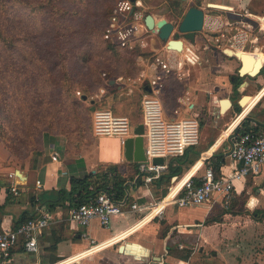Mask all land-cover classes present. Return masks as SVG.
Instances as JSON below:
<instances>
[{
  "label": "crops",
  "instance_id": "1",
  "mask_svg": "<svg viewBox=\"0 0 264 264\" xmlns=\"http://www.w3.org/2000/svg\"><path fill=\"white\" fill-rule=\"evenodd\" d=\"M207 4L219 5L224 9L211 8L210 12ZM198 8L204 11L205 22L203 31L196 34L195 44L182 41L183 50L180 53L166 51L164 48L163 62L171 67V73L175 72L181 78L179 91L175 94L171 90L168 85L170 80L164 79L167 75L163 71L158 72L164 79L159 82V87H150L149 82L156 77L152 64L150 79L145 83L147 93L154 91L161 101L166 119L194 117L203 120L200 143L187 154L191 166L186 163L183 171L189 166L188 171L185 170L181 178L173 177L170 183L174 179L182 184L192 176L196 180L215 153L223 155L224 164L220 174L230 177L232 169L239 165L227 156L229 142L228 139L224 142L223 136L233 130L247 114L252 120L264 125V94L251 107L246 109L242 105L264 87V75L259 74L264 66V42H258V35L264 37V0H202ZM225 48L256 55L250 73L261 64L256 74L240 77L241 82L243 78L246 80L237 88L233 83L241 62L238 58L225 56L222 53ZM190 54H195L197 59L192 60ZM115 84L114 81L112 85ZM244 96L247 98L240 100ZM234 98L239 99L233 101ZM223 100L229 102V108L223 103L221 109ZM237 108L240 111L236 114ZM229 111L236 116L224 134L220 135L216 129L217 123L210 120V115H222ZM130 118L136 119L133 112ZM210 133L215 137L212 144L207 141ZM100 138L107 143L108 150L98 149L92 158L83 154L75 157L66 154L65 137L44 134L41 141L42 154L37 156L30 152L24 162L17 159L0 138V233L14 230L24 217L47 214L44 209L46 203L59 200L58 192L67 188L70 177H82L100 164L124 163L122 147L118 141L114 138ZM53 155L56 161H52ZM11 173L13 177L9 178ZM186 176L187 179L183 180ZM16 180H21L18 185L19 194L13 196L9 187ZM36 181L40 182V188L35 186ZM233 184L232 205L239 203L242 210L224 214L221 222L210 224L204 221L216 216L209 205L184 208L169 205L162 208L159 201L164 198L163 187L151 184L140 186L130 193L129 203L149 206L152 210L153 216L137 228L135 225L141 216L137 213L113 218L107 229L101 227L97 220H93L86 228H80L67 221L70 204L59 203L50 213L53 221L39 240L38 252L27 254L19 248L9 264H57L82 253L89 247L91 240L96 244L102 243L128 230L131 232L116 243L70 264H264L262 257L251 259L246 243L249 236H256L258 217L264 214V174L248 175ZM169 187L170 184L166 187L167 191ZM175 191L176 188H173L168 198ZM251 200H255L252 207L249 206ZM240 237L245 243H238ZM187 251L191 253L188 260H180Z\"/></svg>",
  "mask_w": 264,
  "mask_h": 264
},
{
  "label": "trees",
  "instance_id": "2",
  "mask_svg": "<svg viewBox=\"0 0 264 264\" xmlns=\"http://www.w3.org/2000/svg\"><path fill=\"white\" fill-rule=\"evenodd\" d=\"M172 1L173 3H181L175 0ZM62 2L67 3V8L62 6ZM92 3L93 0H0V17L5 16L8 23H13L14 26L9 31V29L0 25V49H5L11 59H13V55H19L21 58L23 57V60L26 59L29 53L23 51V44H19L22 40L18 37L15 27L21 23L20 18L22 15H25L28 21H34L41 17L47 18L52 25L53 31V46L50 49V54L54 58L53 66L56 70L58 69L60 75L62 74V76H59L60 78L51 76V83L44 80L43 84H46V87L40 88L37 87L38 78L30 77L29 72L24 71L23 77L20 79L18 76L20 73L15 67L9 72V75L14 76L17 82L8 85L7 82H4L5 80H1L0 76V88L4 87L8 97L12 98L11 101L13 103L15 101L16 106L23 110L4 108L0 99V138L13 155H15L12 147L14 142L11 141V144L9 142L11 138L9 134L11 132L4 127L6 121L11 125L14 123L13 129L18 130L20 138L23 136L25 147L29 148L30 152L37 156L42 154V147L40 149L37 148V138L43 131L53 136H64L66 138V154L75 157L80 156V141L78 140L83 138V132L88 129L85 124L88 119L86 113L90 112L91 117L92 107L95 104L91 101L89 103L92 106L86 108L83 105L85 95H81L80 101L74 99L73 91L79 86H77L74 78L70 75L71 66L89 69L88 74H90L91 84L100 88L102 85V80L99 77L100 71H107L104 75L109 77L107 78L108 80H111L110 77L116 78L113 76V71H117L120 76L124 75L123 77L127 79H136L140 73L136 60L152 54L143 52L139 47L131 49L124 47L123 49L119 45L104 39V33L108 26L104 23L100 29L99 25L94 21L95 13L93 12ZM107 4L108 0H104L100 6L106 7ZM201 4L202 0H195L193 6L200 7ZM109 8L107 6L106 12L110 11ZM208 10L212 12L210 9ZM111 13L107 22L111 19ZM154 56L151 55V58L154 59ZM94 59L101 61L102 64L99 68L95 64L91 65V61ZM14 63L15 61L11 65H15ZM259 74L264 75V66L259 71ZM172 76L173 74L170 72L164 79H170ZM20 80L25 81V83H18ZM241 81L242 79L237 75L233 83L234 87L237 88ZM11 89L13 94L9 91ZM47 90H50L51 99H48L49 93L47 94ZM144 94H148L146 86L141 87L140 101ZM13 95L16 96L13 98ZM16 97L19 99L16 100ZM38 100L40 103L35 106V102ZM97 109L101 108L98 107ZM139 109L141 112L140 102ZM14 110L16 115H20V113L24 115L21 120L17 117L11 119ZM239 111L240 108H237L236 113H239ZM137 121L136 125L142 123V117L137 119ZM234 130L237 131L239 136L244 133L264 134V125L252 120L247 114ZM16 144L20 146L19 142ZM189 150L181 157L169 159L166 171L158 180L151 184L155 187H163L162 198L168 193L166 187L169 186L171 179L173 177L181 178L185 174L184 171L186 170L187 172L189 166H191L192 163L187 161ZM186 163L189 166L183 171V166ZM223 164L222 153H215L210 157L205 168L211 167L214 175L219 177L220 168ZM137 165L138 163L132 162L100 164L95 170H91L82 177H70L67 188L65 187L58 192L59 200L46 203L45 212L50 214L59 203L68 202L70 206L86 203L99 193L110 196L114 202L128 204L131 200L130 193L142 186ZM194 177L192 181L197 183ZM229 213L228 211L223 212V214ZM34 217H24L14 229ZM220 219L221 217L209 218L204 223L221 222ZM190 254L187 251L180 260L187 261Z\"/></svg>",
  "mask_w": 264,
  "mask_h": 264
},
{
  "label": "built area",
  "instance_id": "3",
  "mask_svg": "<svg viewBox=\"0 0 264 264\" xmlns=\"http://www.w3.org/2000/svg\"><path fill=\"white\" fill-rule=\"evenodd\" d=\"M124 5L127 6V2L120 1L117 3L116 9L118 12L121 11L119 8ZM125 9L130 10V7ZM111 19L114 20V18ZM112 31V28L108 27L104 33V39L113 43ZM147 31L145 29V32ZM138 37L142 38L140 34L136 35L131 30L124 33L118 32L115 38L119 43L115 44L120 45V47H129L132 39ZM144 41L145 39L140 41L141 47H146ZM166 51L169 50L166 49ZM154 55L152 65L156 71V77L149 82V86L157 88L162 79L158 72L163 71L167 75L171 72V67L164 63L157 56V53ZM190 57L192 60L197 59L195 54H190ZM102 77L105 78V75L103 74ZM110 81L105 78L104 85L109 87ZM105 91L106 88H100L97 95L102 96ZM140 106L144 127L143 152L145 161L138 163L137 170L142 186L146 187L158 180L166 171V161L168 159L181 157L188 149L199 145L200 124L197 118L194 117L179 120L166 119L163 115L161 101L154 91L151 94H145L141 98ZM239 124L240 122L236 127ZM132 129L130 120L127 117L117 116L108 109H97L92 113V134L95 137L114 138L123 147L125 141L133 136ZM233 130L227 134L229 142L228 157L239 166L232 169L230 177L223 174L216 177L212 168L208 166L203 169L200 176L196 177L197 183L192 181L193 176L190 177L168 199L172 185L175 182L173 179L167 195L159 201L162 208L169 205L184 208L206 204L209 205L211 210L214 206L227 209L233 199L234 181H240L248 175L264 174V134L244 133L241 136L230 137ZM51 158L52 161H56L55 155ZM155 158L163 159L164 163L162 165H153L152 160ZM12 177L13 174H9V178ZM35 186L40 188V182L36 181ZM9 191L13 196H18L19 194L17 185H10ZM127 213L141 215L135 225L136 228L143 225L153 216L149 206L138 205L135 202L128 204L117 203L110 196L99 193L86 203L70 206L67 210V221L80 228H86L93 220H97L101 227L107 229L113 218ZM52 221L53 216L51 214H40L22 223L12 231L0 233V264H9L14 252L19 248L27 254L37 253L39 240ZM130 232L131 230L125 231L118 237L102 243L96 244L91 240L86 250L73 258L67 259V261L64 260V262H67V264L77 262L96 251L116 243ZM62 262L57 264H64Z\"/></svg>",
  "mask_w": 264,
  "mask_h": 264
},
{
  "label": "rangeland",
  "instance_id": "4",
  "mask_svg": "<svg viewBox=\"0 0 264 264\" xmlns=\"http://www.w3.org/2000/svg\"><path fill=\"white\" fill-rule=\"evenodd\" d=\"M120 1L127 2L128 5L121 6V8H119L121 9V11L118 12L116 6L117 3H119ZM102 2H104V0H93L92 3L93 12L95 13L94 21L97 23V25H99L100 29L104 23L106 26L112 28L113 30L112 41H114L113 44L119 43L115 38L118 32L124 33L127 31L129 32L131 30L135 32L136 35L140 34L142 38L140 37L133 38L131 41L132 43L129 44L130 45L129 49L133 47H139L143 52L152 53V54L136 60V64L138 65L137 67H139L140 69V73L136 79H127L123 77L124 75H121L122 76L121 77L117 71H113L114 72L113 76L116 78L110 77V79L115 81L116 84L106 87L104 85V79L105 78L107 79L109 77L105 75V78H103L102 75L105 74L107 71L106 70L100 71L99 77L102 80V85L100 88H106V91L102 96L97 95L99 94L98 91L100 90V88H98L96 85L91 84L92 81L89 76L90 74H88L89 69L80 68V67L75 68L76 66H71L70 75L74 78V81L77 83V86H79L76 87L75 90L73 91V96L74 99L80 101L81 95H85L84 96L85 98L83 100V105L86 108L92 106L89 103L92 101V103L95 104L94 107H92V111H91L92 113L98 107L101 109H108L117 116L127 117L130 120L131 125L134 127L138 122L137 119H141L140 109H139L141 85L142 86L145 85V83L150 79L149 71H151L152 69L151 64H153V59L151 58V55H154L158 53V51H160L157 56L159 58L161 57L160 59L163 60L164 59L163 53L166 49L165 47L166 43L161 42L156 36V34H153L150 31L145 32L146 28L144 26V18L146 15H151L155 20L165 19L166 21L174 25H177L181 21L184 13L186 12V9L195 4V0H189L188 2H184V3H173L172 0H108L107 6L110 7L109 8L110 11L107 12H106L107 6L106 7L100 6ZM62 6L64 8H67V3L62 2ZM126 7H130V10H126L125 9ZM110 13L112 15L111 18H114V20L111 19V21L107 22ZM20 22L21 23L15 27L17 29L18 37H20L22 40L19 42V44H23L24 45L22 48L23 51L29 54L28 57L24 59L25 61L23 60V57L21 58L19 55H13V59H14L13 60L10 58L11 56L7 54V51L5 49H0V72H2L0 75L1 80H5L4 82H7L8 85H12L14 82H17L14 79V76L9 75L10 74L9 72L12 71L15 67L20 73L18 74L20 79H22L21 77H23V72L28 71L30 77L33 76L35 79L37 78L39 79V83L37 84L38 85L37 87L39 88L46 87V84H43L44 80H47V82L51 83L50 82L51 76L52 77L56 76L57 78H60L59 76H62V74L60 75L58 69L56 70L54 68L53 66L54 58L50 54V49L53 46L52 43L53 31L51 28L52 25L50 24V21L47 18L41 17L34 21L31 20L28 21L25 15H22V17L20 18ZM0 25L4 26V28L9 29V31L14 27L13 23H8V20L5 19V16L0 17ZM223 31L224 30H222V32ZM258 38H259L258 42H264L263 40L264 37L262 35H258ZM142 39L143 40L145 39L144 43H146V47L140 46L141 45L140 41H142ZM248 40L250 39L248 38ZM0 48H1V44H0ZM120 48L124 49V47H120ZM13 61H15L14 63L15 65L12 66L11 64L13 63ZM172 63H174V61H172ZM94 64L96 65V67L99 68L102 63L100 60L94 59L91 61V65ZM180 79L181 78L177 77L175 72L173 76L170 77L169 79L170 81L168 82V85L170 86L171 90H174L173 92H175V94L180 89ZM245 80L246 78H243V82H241V85L245 82ZM18 83L22 84L25 83V81L20 80ZM33 83L34 82L32 80V84ZM118 87H121L122 89L119 90ZM9 91L10 93L13 94L12 89ZM48 93H49L48 99H51L50 90H47V94ZM15 96L16 95H13V98ZM0 99L2 100V105L4 108L10 110L18 108L20 109V111H23L21 108L16 106L15 101L14 103L11 101L12 98L8 97L7 91L5 90L4 87L0 88ZM15 99L18 100L19 98L16 97ZM238 99L239 98H234L233 101H238ZM39 103H40L39 100L36 101L35 106L38 105ZM132 112L134 114V117H136L135 120L130 118V113ZM92 113H91V117H90V112L86 113L88 119L86 120L85 124L88 129L85 132H83V138L81 140H78L80 141L79 143L80 155L83 154L90 158L93 157V155L98 151V149H102L103 151L108 150L107 143L104 140H101L100 137H95L92 134ZM236 114L233 113L232 111H229L222 115H210V120H212V122L214 121L215 124L219 123L218 126L216 124V129L217 131L220 132L219 133L220 135H223L224 134L223 132L226 131L227 126L233 120ZM23 116L24 115L21 113L20 115H16V112L14 110L11 119H15V117H17L19 120H21ZM197 120L201 127L203 124L202 118H197ZM13 125L14 123H12L11 125L6 121L4 127L9 132H11L9 134V137H11L9 139V142L10 144L11 141L14 142L12 145L15 152L14 156L17 159L21 160V162H24L29 157L30 150L29 148L25 147V140L23 136L20 138V134L17 132L18 130L13 129ZM18 129L20 130V128ZM212 131L213 130H211V132ZM200 133H201V129H200ZM44 134H49V133L45 131L40 133L39 137L37 138L38 149L42 147L41 141H42V136ZM214 138L215 137L213 133L212 134L210 133L207 141H209V143L212 144V142H214L215 140ZM227 138L228 136L224 135L223 141L225 142ZM17 142L20 143V146L16 144ZM104 158L106 159V157ZM241 210L242 208L241 206H239V203L234 204V206L232 205V203H230L227 209H224L220 206H214L212 213L216 217H223L224 211L234 212ZM258 222L259 224L257 225L258 229L256 236L253 237L249 236L246 242L247 245L249 246L252 255L251 256L252 260L261 257L264 258V214L259 215ZM237 241L239 244L241 242L242 244L245 243V241L242 240V238L238 239Z\"/></svg>",
  "mask_w": 264,
  "mask_h": 264
},
{
  "label": "water",
  "instance_id": "5",
  "mask_svg": "<svg viewBox=\"0 0 264 264\" xmlns=\"http://www.w3.org/2000/svg\"><path fill=\"white\" fill-rule=\"evenodd\" d=\"M181 3L188 2L189 0H175ZM209 9H224L222 6L207 4ZM204 11L198 7L191 6L184 13L181 21L174 25L165 19L155 20L153 16L146 15L144 18L145 28L153 34H156L158 39L161 42L166 43L165 47L169 51L180 52L183 50V42L186 41L190 45L195 44V37L197 33H200L203 30L205 22ZM222 53L229 58H238L241 62V66L238 69L237 73L239 77H244L249 74H256L261 64L257 66L252 73L253 65L256 61V55L247 54V53H237L229 48H225ZM114 83L113 80L110 81V85ZM247 98V96L242 97L240 100ZM226 103L227 107H230V104L227 100H223L222 104ZM239 107H241V101L238 102ZM143 133L144 127L140 123L133 127L132 134L133 136L129 137L123 147L122 154L125 162L129 163H140L145 161L144 152H143ZM237 135V131L233 130V133L230 137ZM228 156V154H227ZM164 160L161 158H155L152 160L153 165H162ZM19 175V172H17ZM19 179V178H18ZM23 179V178H21ZM21 181V180H20ZM19 180H16L14 185H19Z\"/></svg>",
  "mask_w": 264,
  "mask_h": 264
},
{
  "label": "bare ground",
  "instance_id": "6",
  "mask_svg": "<svg viewBox=\"0 0 264 264\" xmlns=\"http://www.w3.org/2000/svg\"><path fill=\"white\" fill-rule=\"evenodd\" d=\"M263 94H264V87H263V89H262V90H261V91H260V92H259L254 98L246 99V101L243 102L242 105L245 106L246 109L249 108V107H251V106L257 101V99L260 98ZM187 177H188V176H186L183 180L187 179ZM186 181H187V180H186ZM186 181H185V182H186ZM185 182H184V183H185ZM174 183H175V184H174ZM174 183H173V185H172V189H173V188H176V190L179 189V188L184 184V183L180 184L179 181H177V182L175 181ZM172 189H171V190H172ZM168 199H169V198H168ZM254 204H255V200H251L250 203H249V206L252 207ZM65 261H67V259H66ZM62 263L65 264L64 261H63Z\"/></svg>",
  "mask_w": 264,
  "mask_h": 264
}]
</instances>
